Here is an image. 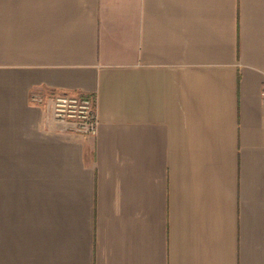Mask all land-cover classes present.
<instances>
[{
  "label": "crops",
  "instance_id": "obj_1",
  "mask_svg": "<svg viewBox=\"0 0 264 264\" xmlns=\"http://www.w3.org/2000/svg\"><path fill=\"white\" fill-rule=\"evenodd\" d=\"M263 85L264 0H0V264H264Z\"/></svg>",
  "mask_w": 264,
  "mask_h": 264
},
{
  "label": "built area",
  "instance_id": "obj_2",
  "mask_svg": "<svg viewBox=\"0 0 264 264\" xmlns=\"http://www.w3.org/2000/svg\"><path fill=\"white\" fill-rule=\"evenodd\" d=\"M261 95L264 100V85ZM32 100L38 104L43 103V95L35 93ZM54 115L58 120L79 118L83 121L82 132L88 136H95L97 133V119L94 112V105L87 96H72L61 94L55 98Z\"/></svg>",
  "mask_w": 264,
  "mask_h": 264
},
{
  "label": "rangeland",
  "instance_id": "obj_3",
  "mask_svg": "<svg viewBox=\"0 0 264 264\" xmlns=\"http://www.w3.org/2000/svg\"><path fill=\"white\" fill-rule=\"evenodd\" d=\"M39 94L43 95V103L49 113L50 118L53 120V122H55V124H57L58 128L60 130H62L63 132H67L70 134H73L74 136H88L86 134H84L82 132V124L83 121L79 118H75V119H66L64 121L58 120L55 115H54V102H55V98L61 94H55V93H42L40 92ZM81 97V96H80ZM89 97V96H87ZM93 103V99L91 97H89ZM94 105V103H93Z\"/></svg>",
  "mask_w": 264,
  "mask_h": 264
}]
</instances>
